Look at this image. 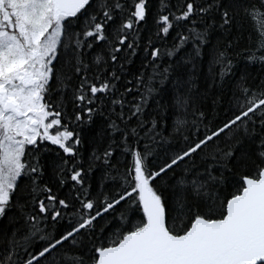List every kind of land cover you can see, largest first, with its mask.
Here are the masks:
<instances>
[{
	"label": "snow or ice",
	"instance_id": "1",
	"mask_svg": "<svg viewBox=\"0 0 264 264\" xmlns=\"http://www.w3.org/2000/svg\"><path fill=\"white\" fill-rule=\"evenodd\" d=\"M0 264H264V0H0Z\"/></svg>",
	"mask_w": 264,
	"mask_h": 264
}]
</instances>
